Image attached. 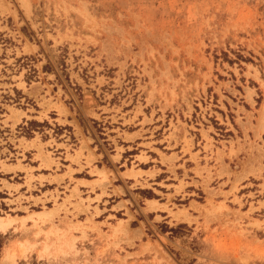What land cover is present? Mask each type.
I'll return each mask as SVG.
<instances>
[{
  "label": "rangeland",
  "instance_id": "obj_1",
  "mask_svg": "<svg viewBox=\"0 0 264 264\" xmlns=\"http://www.w3.org/2000/svg\"><path fill=\"white\" fill-rule=\"evenodd\" d=\"M136 125L177 184L119 177ZM262 132L264 0H0L3 264H264Z\"/></svg>",
  "mask_w": 264,
  "mask_h": 264
},
{
  "label": "crops",
  "instance_id": "obj_2",
  "mask_svg": "<svg viewBox=\"0 0 264 264\" xmlns=\"http://www.w3.org/2000/svg\"><path fill=\"white\" fill-rule=\"evenodd\" d=\"M85 114H86V119L91 123L90 118L92 117V115L90 114V112H87L86 109H85ZM65 118L68 119V116L65 115ZM75 119L77 120V123L80 126L82 133L84 134L85 137H87L84 127L80 124L77 118ZM146 130L152 131L153 129H150V126H149L147 129L144 130L143 127H139L138 125H136V127L127 131L126 138L121 136V138L124 139L123 143L121 144L123 147L122 151H125L126 149L127 150L131 149V148L137 150L135 153L129 154V158L131 157L132 159L127 158L128 160H131L132 162L135 163L134 167H129L126 165L125 168H121V165H123L121 163L123 154H122V151L120 152L116 150V147L118 146L117 143L114 142L115 143L114 145L110 144V146H112L111 147L112 149L108 150L106 148L103 149V147H99V149H94V147L90 143L85 141V146L82 148L81 154H78V157L76 158L78 159V162L72 161L70 158H68L66 165L70 166V168L72 169V175L75 173H81L78 176L73 175L72 177L77 180L83 181V183L98 179L100 177V175L97 176L98 173L105 171V169H108V167L106 165L104 167H101L95 164V162L100 159V155L102 156L105 155V152H104L105 150H108L107 152L110 156V162L113 163V166L115 168L120 167L118 168L116 172L118 173L119 177L124 179V181L127 179H141V178L150 180V178L157 179V177L160 176L159 177L161 178L160 183H162V185L166 187H171L172 185L177 184V180L179 179V177L182 176L181 175L182 173H178L176 171V167H178V165L181 166V163L179 160L180 151L176 150L174 152H169V151L164 152L157 145V142L158 141L160 142L162 140L160 138H156L154 134H150L146 132ZM152 135H153V138H151ZM92 136L93 135H90L91 139H92ZM161 143L163 146V142ZM170 143H173V140H171ZM134 144H136L135 147L133 146ZM111 151H114V152H111ZM150 152H154L156 153V155L153 156ZM71 155L73 156L74 153H72ZM64 156H65V153H64ZM139 157H145V159H141ZM87 160H89L88 163H87ZM151 161L160 162L165 167L163 166L161 167L158 163L149 164ZM171 165L173 166V171L169 169ZM51 167L53 166L51 165ZM64 171H67V169H64ZM94 171H98V173ZM150 172L151 174H149ZM161 173H165V174L161 175ZM86 174L92 177L90 176L86 177ZM175 175H177V177H175ZM111 195L112 193L107 192V191L101 194L99 192L98 187H95L94 192L89 193L88 196L92 199V203L95 204L98 201L104 200L106 196L111 197ZM148 200L153 201L156 199L148 198ZM158 203L160 202L158 201Z\"/></svg>",
  "mask_w": 264,
  "mask_h": 264
},
{
  "label": "bare ground",
  "instance_id": "obj_3",
  "mask_svg": "<svg viewBox=\"0 0 264 264\" xmlns=\"http://www.w3.org/2000/svg\"><path fill=\"white\" fill-rule=\"evenodd\" d=\"M36 214V213H35ZM16 218L12 216H0V230L6 229ZM9 253L0 260V264H3L8 257Z\"/></svg>",
  "mask_w": 264,
  "mask_h": 264
}]
</instances>
